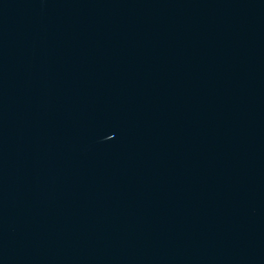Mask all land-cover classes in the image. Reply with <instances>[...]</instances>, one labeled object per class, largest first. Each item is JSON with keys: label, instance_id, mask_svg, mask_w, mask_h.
<instances>
[{"label": "water", "instance_id": "water-1", "mask_svg": "<svg viewBox=\"0 0 264 264\" xmlns=\"http://www.w3.org/2000/svg\"><path fill=\"white\" fill-rule=\"evenodd\" d=\"M0 264H264V0H0Z\"/></svg>", "mask_w": 264, "mask_h": 264}]
</instances>
